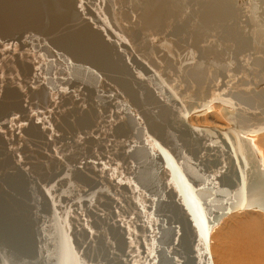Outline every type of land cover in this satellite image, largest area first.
Masks as SVG:
<instances>
[{
    "label": "water",
    "instance_id": "water-1",
    "mask_svg": "<svg viewBox=\"0 0 264 264\" xmlns=\"http://www.w3.org/2000/svg\"><path fill=\"white\" fill-rule=\"evenodd\" d=\"M260 133L264 0H0V264H213Z\"/></svg>",
    "mask_w": 264,
    "mask_h": 264
},
{
    "label": "bare ground",
    "instance_id": "bare-ground-1",
    "mask_svg": "<svg viewBox=\"0 0 264 264\" xmlns=\"http://www.w3.org/2000/svg\"><path fill=\"white\" fill-rule=\"evenodd\" d=\"M211 108L202 113L205 114L203 116H190L189 123L196 127L229 128V123L222 116V105L213 103ZM246 138L253 145L264 174V133L248 135ZM237 212L241 211L232 212L230 216L226 215L227 218L224 216L218 223L219 226L217 224V227H213L210 235L215 238V245L219 248L228 245L232 236L236 237L231 250L220 254V264H264V210L248 209L240 214Z\"/></svg>",
    "mask_w": 264,
    "mask_h": 264
},
{
    "label": "rangeland",
    "instance_id": "rangeland-1",
    "mask_svg": "<svg viewBox=\"0 0 264 264\" xmlns=\"http://www.w3.org/2000/svg\"><path fill=\"white\" fill-rule=\"evenodd\" d=\"M203 115H205V114H203ZM203 115L202 114L201 115H197V117H200V116H203ZM237 213L240 214V213H243V211L237 212ZM262 213L264 215V212H262ZM231 214H229L228 216H230ZM228 216H226L225 218H227ZM219 224L217 226H219ZM217 226H214V227H217ZM212 231H213V228H212V230L210 232V235L212 234ZM235 242H236V237L235 236H232L230 238V243L228 245L222 246L221 248H219L218 246L215 245V238L212 237V236H209V250H210V254H211V258H212L213 264H220V260H219L220 254H226L227 251L231 250L232 245Z\"/></svg>",
    "mask_w": 264,
    "mask_h": 264
}]
</instances>
